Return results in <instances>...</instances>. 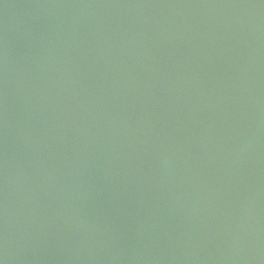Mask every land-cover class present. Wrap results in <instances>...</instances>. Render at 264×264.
Wrapping results in <instances>:
<instances>
[{"label": "water", "instance_id": "obj_1", "mask_svg": "<svg viewBox=\"0 0 264 264\" xmlns=\"http://www.w3.org/2000/svg\"><path fill=\"white\" fill-rule=\"evenodd\" d=\"M0 264H264V0H0Z\"/></svg>", "mask_w": 264, "mask_h": 264}]
</instances>
